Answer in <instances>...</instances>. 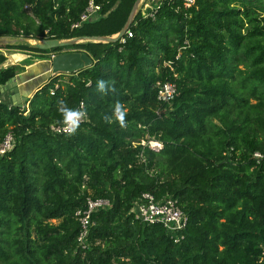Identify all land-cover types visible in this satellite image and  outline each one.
Segmentation results:
<instances>
[{
  "label": "trees",
  "instance_id": "obj_1",
  "mask_svg": "<svg viewBox=\"0 0 264 264\" xmlns=\"http://www.w3.org/2000/svg\"><path fill=\"white\" fill-rule=\"evenodd\" d=\"M90 1L101 10L72 29ZM135 2L0 0V37L117 35ZM147 14L124 43L68 47L91 67L51 76L24 106L0 101V142L15 141L0 159V264H264V0H160ZM27 72L0 69V93ZM100 79L114 90L99 92ZM159 82L177 85L171 103ZM60 100L89 115L71 136L50 129L63 122ZM117 102L126 127L104 120ZM144 193L178 200L188 216L178 242L136 218ZM90 197L111 207L92 215L84 250L76 212Z\"/></svg>",
  "mask_w": 264,
  "mask_h": 264
},
{
  "label": "built area",
  "instance_id": "obj_2",
  "mask_svg": "<svg viewBox=\"0 0 264 264\" xmlns=\"http://www.w3.org/2000/svg\"><path fill=\"white\" fill-rule=\"evenodd\" d=\"M182 1L185 2L187 5H192L196 2V0ZM156 7L157 5L154 8ZM154 8H151V10ZM100 10V5H97L93 1H90L88 8L81 15L80 21L73 24L72 29L79 28L85 22L89 21ZM145 15H148L147 12L144 14V16ZM126 35H128V37H132L133 34L130 30H128L125 36ZM125 36L121 38V42L123 43L126 42ZM54 56L55 54L52 55V57ZM158 86V100L162 103H171L177 95V85L172 82H167L163 84L159 82ZM51 94H55L54 89H52ZM83 104L85 106L84 102ZM79 107L80 105L76 109H78ZM88 120L89 115L87 113L86 119L81 121L80 124L85 123ZM50 129L55 134H67L63 130V122L60 124H53ZM14 143V136L11 133L6 134V136L0 142V159L13 149ZM255 157L260 158L261 154L256 153ZM110 207L111 202L109 199H93L90 197L87 199L86 208L84 210H78L76 212V216L81 225V229L77 237V243L80 248L85 250L89 247L88 236L90 232V227L93 224L91 221L92 215L99 210H105ZM134 213L136 218L142 223L149 225H162L169 233H171L172 236L175 237L176 242H178L180 238L183 237L182 232H184L188 224V216L180 207L178 200L170 197L157 200L156 197L151 193H144L139 198V200L136 202Z\"/></svg>",
  "mask_w": 264,
  "mask_h": 264
},
{
  "label": "water",
  "instance_id": "obj_3",
  "mask_svg": "<svg viewBox=\"0 0 264 264\" xmlns=\"http://www.w3.org/2000/svg\"><path fill=\"white\" fill-rule=\"evenodd\" d=\"M144 0H136L134 6L130 12L128 20L122 30L113 36H82L75 37L69 40H60V39H33L20 36L17 38L3 36L0 37V46L7 45H16V44H25L30 46L32 49H37L41 51L53 50L58 48L70 47L75 44L84 43V42H102V43H115L123 38L126 32L129 30L133 24L137 15L142 12V3ZM145 13H142L144 15ZM7 62V60H6ZM5 62V63H6ZM3 63L0 66V69L7 68ZM51 72L52 75H63V74H72L77 73L82 70H85L93 65L92 57L83 51L79 52H69L57 54L51 59ZM12 66V65H11ZM9 67V66H8ZM17 77L12 78L4 88H8L11 83H16ZM11 96L13 97V105L24 106L29 97L23 98V103H17L14 95L18 94L17 89L11 90ZM31 97V96H30Z\"/></svg>",
  "mask_w": 264,
  "mask_h": 264
},
{
  "label": "rangeland",
  "instance_id": "obj_4",
  "mask_svg": "<svg viewBox=\"0 0 264 264\" xmlns=\"http://www.w3.org/2000/svg\"><path fill=\"white\" fill-rule=\"evenodd\" d=\"M158 1L149 0L148 7L144 12H148L151 10L153 3ZM142 11V13H144ZM18 39V38H17ZM22 44V43H21ZM0 52L4 53L7 57V62L4 64L5 67L11 65H22L25 69H28V72L25 75L20 76L18 79L19 83L22 85V89L26 97H30L32 93L43 83H45L52 75L51 72V59L52 55L61 54V53H69V52H79L76 49L65 47L61 52H48V53H37L28 50L22 49H0ZM243 68V66H241ZM66 79L69 77L68 74L65 75ZM12 84V83H11ZM10 84V85H11ZM9 85V86H10ZM5 101H9V99L5 98ZM255 100H252V103H255ZM151 143H147L143 141L142 144H150L152 149H160L162 146L157 141H150ZM154 142V143H153ZM153 143V144H152ZM53 223H58V221L54 220Z\"/></svg>",
  "mask_w": 264,
  "mask_h": 264
},
{
  "label": "clouds",
  "instance_id": "obj_5",
  "mask_svg": "<svg viewBox=\"0 0 264 264\" xmlns=\"http://www.w3.org/2000/svg\"><path fill=\"white\" fill-rule=\"evenodd\" d=\"M97 90L102 94L107 95L109 91H113L114 89L111 87V85L108 84L107 81L100 79L97 81ZM57 108L63 118V130L69 136L76 133L81 121H83L87 117V112L83 102H81L78 109H74L70 108L64 100H60L58 101ZM126 114L127 110L124 105L120 102H117L113 109V115L111 117L106 115L104 117V120L109 124L115 121L118 122L121 127H126Z\"/></svg>",
  "mask_w": 264,
  "mask_h": 264
},
{
  "label": "crops",
  "instance_id": "obj_6",
  "mask_svg": "<svg viewBox=\"0 0 264 264\" xmlns=\"http://www.w3.org/2000/svg\"><path fill=\"white\" fill-rule=\"evenodd\" d=\"M153 1H160V0H153ZM158 2H154L152 6V8H154L157 5ZM17 89L19 91L18 94L14 95V98L16 100L17 103H23V98L26 97V95L24 94V91L22 89V85L21 83H19L18 79L16 81V83H12L10 86H8V88H3L1 90L0 93V101H5L6 99H9V101H7V103H13V97L11 96V90Z\"/></svg>",
  "mask_w": 264,
  "mask_h": 264
},
{
  "label": "bare ground",
  "instance_id": "obj_7",
  "mask_svg": "<svg viewBox=\"0 0 264 264\" xmlns=\"http://www.w3.org/2000/svg\"><path fill=\"white\" fill-rule=\"evenodd\" d=\"M145 1V0H144ZM144 1H143V3H144ZM143 3H142V5H143Z\"/></svg>",
  "mask_w": 264,
  "mask_h": 264
}]
</instances>
